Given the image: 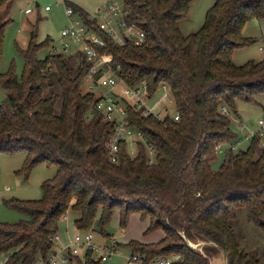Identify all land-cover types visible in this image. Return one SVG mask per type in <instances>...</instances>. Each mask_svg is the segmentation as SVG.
Masks as SVG:
<instances>
[{
	"label": "trees",
	"instance_id": "trees-1",
	"mask_svg": "<svg viewBox=\"0 0 264 264\" xmlns=\"http://www.w3.org/2000/svg\"><path fill=\"white\" fill-rule=\"evenodd\" d=\"M11 0H0V9ZM191 0H124V19L146 35L141 46L105 40L101 54L129 86L147 83L153 96L160 85L170 92L174 113L162 118L143 116L141 109L126 105L128 124L140 130L146 145L153 147L155 161L148 164L146 146L137 142L135 156L121 142L117 161L110 160L108 141L113 125L93 111L96 97L82 89L89 64L81 55L38 57L52 41L37 42L31 32L20 50L23 72L0 73V153L23 151L28 155L25 171L38 163L56 166L53 178L41 185L38 200H6L5 205L27 219L0 223V253H9L3 264H34L46 259L58 233V222L74 211L78 231L107 235L105 227L114 209L120 226L136 212L149 219L145 234L161 229L157 244L137 241L119 243L130 252L152 259L177 255L173 264H210L208 257L189 248L191 242L209 241L225 254L228 264H259L255 252L238 244L232 229L236 209L243 208L250 224L264 232V146L254 133L246 150L230 148L217 170V145L236 138L227 110L235 101L254 102L264 92V56L259 61L235 65L232 52L254 42L240 32L252 18H264V0H215L201 29L182 35L178 23L186 17ZM85 23L94 27L89 14L72 5ZM0 22V56L3 29ZM224 107L226 112H222ZM173 113V114H174ZM100 210L98 220L96 214ZM94 230V229H93ZM91 231V230H90ZM153 245H157L154 247ZM71 264H101L88 252ZM83 262V263H82Z\"/></svg>",
	"mask_w": 264,
	"mask_h": 264
},
{
	"label": "rangeland",
	"instance_id": "rangeland-1",
	"mask_svg": "<svg viewBox=\"0 0 264 264\" xmlns=\"http://www.w3.org/2000/svg\"><path fill=\"white\" fill-rule=\"evenodd\" d=\"M113 1L122 2L123 0H11L0 9V22L9 20L3 29L0 73L12 69L16 76H21L24 63L20 50L27 47L30 34L33 31H36L37 42L50 39L53 46H59L61 30L68 25L66 8L75 5L89 15H93L98 9ZM214 1L191 0L186 17L178 23L180 33L188 35L198 32L203 26L206 13ZM45 6L49 7L48 11H45ZM75 17L74 14L71 19ZM261 25L264 27V18H252L243 26L240 37L252 39L254 42L232 52L231 59L235 65L240 66L251 60L256 62L264 56ZM49 53L50 49H42L38 52V57H43ZM162 97L163 92L157 91L147 100L146 105L151 107L158 103L153 113L160 117L165 114H173V103H169L168 99L161 101ZM3 98L4 91L0 88V100ZM226 114L230 119V128L236 139L230 144L222 143L221 149L216 151L215 160L211 164L214 170L218 169L231 146L234 147L233 153L247 149L251 138L245 139V137L259 129V120L264 122V92L257 94L254 102L235 101V112L228 109ZM236 142L239 144L236 145ZM260 142L264 146V137ZM27 159L28 155L23 151L12 154L0 153V223L2 224L11 225L27 219L24 214L5 205L4 201L40 199L42 197V183L53 178L56 174V166L45 162L38 163L25 171ZM99 214L100 210L96 214V220H98ZM77 216L76 212L70 210L66 214L67 219L61 218L58 222L57 234L60 237L61 245H66L68 240L78 232L74 225ZM148 225V218H142L138 213L133 212L129 214L125 226L122 227L120 226L119 211L114 209L105 227L107 235L96 231V225L89 230L93 231V242L99 245L108 244L111 238L123 244L130 241H137L142 245L159 243L164 236L163 231L157 229L145 234ZM232 229L239 246L246 252H255L259 264H264V232L248 222L243 208L236 209ZM179 232L183 234V232ZM179 232L177 234L182 237ZM2 241L3 237L0 235V243ZM153 246L156 247L157 245ZM189 248L191 247L189 246ZM193 250L200 251L195 248ZM129 253L128 249L119 247L118 251L110 256L108 262L104 264H126V257ZM8 255L7 252L0 253V261L5 262ZM80 259L83 260V257L80 256ZM39 261L41 264H45L42 259Z\"/></svg>",
	"mask_w": 264,
	"mask_h": 264
},
{
	"label": "built area",
	"instance_id": "built-area-1",
	"mask_svg": "<svg viewBox=\"0 0 264 264\" xmlns=\"http://www.w3.org/2000/svg\"><path fill=\"white\" fill-rule=\"evenodd\" d=\"M44 9L48 11L49 7L45 6ZM123 9L124 0L106 4L93 15H89V20L95 24L93 27L85 23L71 7L66 8L68 25L61 30L59 46H53L51 43L50 54L52 56L79 54L89 64L88 71L83 78L82 89L84 92L95 95L97 100L93 105V111L99 114L103 121L113 125V135L107 144L110 160L112 162L117 161V152L121 142L126 143L127 151L132 157L136 153V143L142 142L146 146L147 163L153 164L155 161L154 149L146 145L140 130L128 124L126 105L136 109L143 108V116L153 115L162 118L153 113L158 103L151 107L147 106V100L152 97L148 94L147 83L142 81L135 86L127 85L123 78L117 74L118 67L114 68L111 65L110 55L99 52L105 46V40L99 36L97 31L119 45H123L126 41L132 42L135 46L144 44L145 33L136 25L126 22ZM74 14L76 17L71 19ZM157 91L163 92L161 101L168 99L169 103L172 102L169 89L165 84L160 85ZM221 111L224 113L226 109L222 107ZM172 115L174 120H178L177 114ZM258 125L259 129L255 133L263 138L264 122L259 120ZM220 148L221 145L216 146V149ZM230 148L234 149L233 146ZM66 214L67 212L62 217L63 219H67ZM50 241L53 244L52 249L48 252L46 259L40 258L45 264H71L74 262V259L71 258H80V256L84 258L88 252H90L93 260L104 264L120 247L119 243L112 238L108 244H95L93 231L90 230L78 231L68 240L66 245H61L57 233L50 238ZM39 260L37 259L34 264H41ZM179 260V256L174 254L159 255L148 259L145 255L130 252L126 257V264H173ZM0 264L3 262L0 261Z\"/></svg>",
	"mask_w": 264,
	"mask_h": 264
},
{
	"label": "water",
	"instance_id": "water-1",
	"mask_svg": "<svg viewBox=\"0 0 264 264\" xmlns=\"http://www.w3.org/2000/svg\"><path fill=\"white\" fill-rule=\"evenodd\" d=\"M180 235H182L188 246L193 249H199L200 252H203L208 257L210 264H228L227 257L216 244L209 241L191 242L186 239L182 233H180Z\"/></svg>",
	"mask_w": 264,
	"mask_h": 264
},
{
	"label": "crops",
	"instance_id": "crops-1",
	"mask_svg": "<svg viewBox=\"0 0 264 264\" xmlns=\"http://www.w3.org/2000/svg\"><path fill=\"white\" fill-rule=\"evenodd\" d=\"M263 19V18H262ZM261 27H262V42L264 43V27L261 25ZM257 131V130H256ZM256 131H254V132H252V133H250V134H248L246 137H245V139H249L251 136H252V134L253 133H255ZM239 144V142H236V145H238Z\"/></svg>",
	"mask_w": 264,
	"mask_h": 264
}]
</instances>
